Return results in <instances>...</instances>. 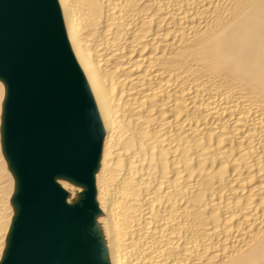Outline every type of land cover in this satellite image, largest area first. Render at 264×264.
I'll return each mask as SVG.
<instances>
[{
    "label": "bare ground",
    "instance_id": "obj_1",
    "mask_svg": "<svg viewBox=\"0 0 264 264\" xmlns=\"http://www.w3.org/2000/svg\"><path fill=\"white\" fill-rule=\"evenodd\" d=\"M56 2L102 130L108 264H264V0ZM13 191L0 140V260Z\"/></svg>",
    "mask_w": 264,
    "mask_h": 264
},
{
    "label": "water",
    "instance_id": "obj_2",
    "mask_svg": "<svg viewBox=\"0 0 264 264\" xmlns=\"http://www.w3.org/2000/svg\"><path fill=\"white\" fill-rule=\"evenodd\" d=\"M0 81L14 181L0 264H108L93 187L102 130L56 0H0ZM59 180L80 187L72 202Z\"/></svg>",
    "mask_w": 264,
    "mask_h": 264
}]
</instances>
